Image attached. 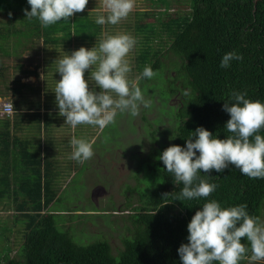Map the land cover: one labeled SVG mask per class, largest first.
<instances>
[{"label": "trees", "instance_id": "obj_1", "mask_svg": "<svg viewBox=\"0 0 264 264\" xmlns=\"http://www.w3.org/2000/svg\"><path fill=\"white\" fill-rule=\"evenodd\" d=\"M189 6L186 11L172 13L144 11V17L138 19L145 29L151 24V31H157L156 40L166 32L170 41L162 49L144 34L129 79H135L145 67L158 73L151 79H141L139 86L143 91L145 85L155 81L154 85L160 87L156 93L149 90L143 94L145 99L159 97L162 116H167L170 126L163 127L157 135L155 124L166 120L149 122L151 150L139 158L137 171L150 177L152 186L145 187L140 204L131 209L135 227L132 238L123 241L124 248L119 253L114 252L108 240L76 242L69 233L70 227L62 220L57 222V212L50 210L58 199L52 179L45 175L42 181L40 170L36 175L35 169L25 178L14 180L2 165L8 161L5 155L6 159L0 157V200L11 198L17 221L24 223V237L18 255L8 254L4 264H182L178 248L188 243L187 225L209 200H216L222 208L246 204L251 216L261 217L264 179L242 175L233 165L222 173L212 171L207 175L201 170L200 179L216 184L215 191L207 198L180 201L176 199L183 184H176L173 174L158 159L169 146L185 147L198 127L218 139L232 135L225 129L230 115L223 110L224 102H234L230 100L232 92L246 93V99L264 103V0H190ZM24 9L31 10L27 0H0V79L4 83L8 72L6 55L21 56L47 43L56 47L74 39L97 40L106 27L96 24L90 14L77 13L68 21L43 27L38 18H26ZM228 52L238 53L243 59L232 60L230 67L221 68L222 57ZM162 79L167 85L162 84ZM184 91L188 95H183ZM8 93V89H0V96ZM174 97L178 99L175 105ZM20 103L27 105L30 101ZM13 106L21 107L17 99ZM35 106L48 105L37 101ZM143 118H147L145 114ZM256 134L264 136V128ZM20 180V184H14ZM241 242L250 248L246 238ZM250 254L249 251L247 257ZM243 262L244 259L240 264Z\"/></svg>", "mask_w": 264, "mask_h": 264}, {"label": "clouds", "instance_id": "obj_2", "mask_svg": "<svg viewBox=\"0 0 264 264\" xmlns=\"http://www.w3.org/2000/svg\"><path fill=\"white\" fill-rule=\"evenodd\" d=\"M88 2L27 0L31 10L24 9V13L26 18H38L41 25L47 27L83 12ZM100 2L107 15L96 17L98 25H116L127 19L136 6V0ZM136 43L127 33H105L93 48L80 47L58 59L56 72L61 79L56 82L54 93L58 114L66 118L65 124L73 129L89 125L102 131L115 123L118 114L138 117L141 106L151 108L152 102L145 99L139 84L141 79H151L158 73L145 67L139 76L129 79L132 67L128 56ZM242 59V55L228 52L222 57L220 67L228 68L232 60ZM86 70L90 71L89 79L99 92L89 90ZM183 95L188 92L184 91ZM245 97L246 93L232 92L230 100L234 102L223 104V110L230 115L225 129L232 135L218 139L212 132L198 127L185 147L169 146L158 157L167 172L173 174L176 184H183L176 200L207 198L215 191L216 184L200 179L201 170L207 175L212 171L222 173L233 165L242 175L264 179V136L256 134L264 128V103ZM11 110L9 106L8 111ZM94 143L95 138L88 141L72 136L68 159L80 164L90 160L94 156ZM246 208V204L222 208L216 200L204 203L187 225L188 243L178 248L182 264H240L249 251L250 264L264 261V221L251 216ZM242 238H246L250 248L241 242Z\"/></svg>", "mask_w": 264, "mask_h": 264}, {"label": "rangeland", "instance_id": "obj_3", "mask_svg": "<svg viewBox=\"0 0 264 264\" xmlns=\"http://www.w3.org/2000/svg\"><path fill=\"white\" fill-rule=\"evenodd\" d=\"M189 3L190 0H136V6L127 19L116 25L106 24L101 37L97 40L74 39L70 44L64 42L56 47L47 43L43 44L40 49L27 51L21 56L6 55L5 62L8 65V72L5 83L0 79V89H8L9 93L0 96V116H2L1 110L5 105L14 104L16 99L21 107H27V105L35 107L37 101H46L49 106L57 108L54 88L56 82L61 79L60 74L56 72L58 59L70 55L80 47L93 48L98 40L104 38L105 33L111 35L127 33L136 39V46L128 56L131 66L136 63V51L142 46L144 34L150 37V41H155L157 47L166 49L170 41L169 35L163 32L156 40L157 31H151L153 30L151 24H148L146 29L141 27L138 19L144 17V11L168 10L171 13L186 11L190 8ZM77 14H90L88 16L92 18L107 15L100 0H89L86 9ZM19 20L21 21V18ZM148 22L153 24V22ZM129 24L132 25L130 28ZM1 42L2 40L0 44ZM33 70L39 74L36 75ZM90 74L89 70L85 71V80L88 81L89 90L99 92L100 89L89 79ZM133 75L136 77L135 72ZM154 82L151 81L145 85V90L142 92L147 94L150 90L156 93L160 87L154 85ZM161 82L163 85L168 83L164 79ZM21 100L26 103L29 100L30 103L22 104ZM31 100L35 101V104L31 103ZM146 100H151V108L143 110L141 106L138 117H132L127 113L118 114L115 123L102 131L98 127L89 125H78L73 129L65 124L66 118L62 116H59L62 120H57L64 126L63 134L58 136L59 139L63 137L66 141L67 137L76 136L88 140L92 134L95 135L94 156L83 164L74 160L70 163L71 161L68 162L66 159L64 162H59L60 168L65 169L60 170L58 185L52 187L57 192L58 199L51 204L50 210L57 212V222L62 220V224L70 227L69 233L78 243L89 244L98 240H108L116 253L124 248L123 241L133 236L132 232L135 227L131 220L130 213L133 212L131 209L140 204V197L145 187L152 186L151 178L144 176V172L138 173L137 171L139 158L141 159L151 150L150 132L152 128L149 122L155 123L153 119L158 118L166 120L164 124H161L159 120L155 124L157 135L161 134L163 127L170 126L167 116H162L160 109L162 104L159 97H147ZM177 102V97H174L172 103L175 105ZM48 111L47 117L50 116ZM144 114L146 119L143 118ZM52 133L48 129V137ZM36 136L35 130L29 134L33 142ZM64 148H66L64 155L71 153L66 146ZM143 168L145 171L146 167ZM136 175H139L140 179ZM6 197L0 200V264H4L8 254L18 255L24 237V223L21 220L17 221L18 213L11 205V198L3 200ZM260 220L264 221V204ZM242 264H250L249 259L246 257ZM255 264H264V261L255 262Z\"/></svg>", "mask_w": 264, "mask_h": 264}, {"label": "crops", "instance_id": "obj_4", "mask_svg": "<svg viewBox=\"0 0 264 264\" xmlns=\"http://www.w3.org/2000/svg\"><path fill=\"white\" fill-rule=\"evenodd\" d=\"M38 74L36 71V75ZM14 109L15 112L12 116L7 118L3 112L0 116V152L2 153L0 157L6 159L7 156L8 159L7 162L2 163L4 169L9 170L8 173L14 180L15 178H25L35 169L37 170L36 175H39L38 170H40L42 181L46 175L52 179V186L56 187L59 183L60 170L65 169L64 167L60 168L59 162H64L66 159L73 163V160L68 159L69 152L64 155L65 146L67 150L72 151L70 145L72 136L67 137L66 141L63 137L62 139L58 138L60 134H63L64 127L62 122H57L58 119L62 120L58 114V107L48 105L20 107L19 109L14 107ZM47 110H49L48 113L50 112L49 117H47ZM48 129L53 132L50 137H48ZM34 130L37 136L33 142L29 138V134ZM93 138H95L94 134L88 138V141ZM20 182L21 180L14 181V184L17 185ZM5 199L9 200V197Z\"/></svg>", "mask_w": 264, "mask_h": 264}, {"label": "built area", "instance_id": "obj_5", "mask_svg": "<svg viewBox=\"0 0 264 264\" xmlns=\"http://www.w3.org/2000/svg\"><path fill=\"white\" fill-rule=\"evenodd\" d=\"M9 106H11V109H12L11 112L8 111V107ZM1 112H3V114L6 115V116H12L14 114V112H15L13 104L11 103V104L5 105L4 109H2Z\"/></svg>", "mask_w": 264, "mask_h": 264}, {"label": "water", "instance_id": "obj_6", "mask_svg": "<svg viewBox=\"0 0 264 264\" xmlns=\"http://www.w3.org/2000/svg\"><path fill=\"white\" fill-rule=\"evenodd\" d=\"M93 194H95V193H93Z\"/></svg>", "mask_w": 264, "mask_h": 264}]
</instances>
